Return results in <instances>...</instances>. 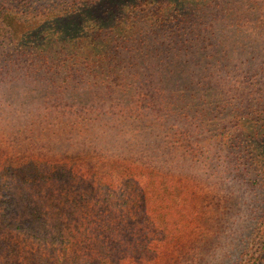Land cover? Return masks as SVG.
<instances>
[{
    "label": "rangeland",
    "instance_id": "1",
    "mask_svg": "<svg viewBox=\"0 0 264 264\" xmlns=\"http://www.w3.org/2000/svg\"><path fill=\"white\" fill-rule=\"evenodd\" d=\"M20 1L42 9L46 0ZM163 4L148 6L133 28L156 41L154 52L144 51L147 40L140 36L138 50L122 49L102 64L72 57L44 70L40 60L13 58L14 47L0 40V67L22 66L10 78L5 74L8 84L0 79V142L6 148L0 164L27 183L44 182L40 203L51 195V208L69 207L65 214L74 222L52 250L25 231L1 230L0 264H264V0H225L227 10L218 8L224 39L211 45L213 59L195 64L193 33L187 29L179 37L155 21L163 19L153 15ZM0 23L13 27L6 16ZM163 50L172 59L165 67L155 54ZM21 59L22 65L15 63ZM176 80L189 88L187 97L206 95L194 110L175 96L179 86L169 84ZM104 84L119 85L112 96L121 102L98 100ZM85 89L91 90L82 94ZM170 97L175 105L163 111ZM213 105L216 116L208 115ZM40 137L42 151L20 146L30 148ZM96 146L107 156L89 150ZM142 149L150 163L178 154L195 171L152 173L133 160ZM84 167L112 173L110 189L82 177ZM173 184L176 190H167ZM62 245L80 247L73 254L77 262L61 258Z\"/></svg>",
    "mask_w": 264,
    "mask_h": 264
},
{
    "label": "trees",
    "instance_id": "2",
    "mask_svg": "<svg viewBox=\"0 0 264 264\" xmlns=\"http://www.w3.org/2000/svg\"><path fill=\"white\" fill-rule=\"evenodd\" d=\"M5 1L8 0H0V15L3 18L6 16L7 19H11L13 27H11L12 29H7V26L4 28L0 23V40H3L1 42L14 47V52L16 53L13 58H26L27 56L34 60L45 62L47 68H44V70L66 63V59L72 57H89L102 64L122 53V49L138 50L133 48L137 42H140V36L145 41L147 40V44L144 45V51L154 52V47H157V45L154 46L156 41L151 39L147 33L142 35L141 32L137 33L133 28L137 27L146 18L148 6L160 3L164 4L154 10L153 15L159 13L163 16V19L157 18L155 19L156 22L160 23L162 20L161 25L171 26V31L179 37L187 29L193 33L192 42L189 44L191 45L190 48L193 47V55H191L193 64L213 59L212 56H215L217 51L211 45L220 42L225 36L222 21L218 16V12L221 9L218 10V8L221 6V8L227 10L229 6L225 7V0H46L42 1L44 7L38 9L36 5L33 6L34 2L30 1L15 0L16 3H14V0H12L13 4L9 6L4 4ZM136 11L139 12V16L131 17L132 12ZM28 12H31L30 15H28ZM223 12L221 11V14ZM104 28L105 35L101 36L100 31ZM185 43L186 41L182 42V44ZM158 44L163 46L162 43ZM163 51V54H155L158 55L159 61L165 67L172 59L169 58L170 55L165 50ZM179 58L182 59V57ZM58 59H61L62 63L56 62ZM23 62L24 59H21V61L15 63L22 65ZM9 65L0 67V79L7 84L10 79L5 82V79H7L5 74H9L10 78L14 74L15 68H22V66L13 67ZM177 75L180 76V70ZM180 82L176 80V82H171L169 85L177 87ZM191 85H193L192 81L187 84L188 87ZM101 87L103 88L100 90V98L98 100L109 101L111 104H116L117 101L121 102L118 97L112 96L113 93L117 92L118 94L121 91L118 89V84H104ZM188 89L183 90L180 85L178 88L179 92L175 96H178L182 104L188 109L194 110L195 106L199 104V96L205 98L206 95L197 96L191 94V98H189L185 93ZM90 90L85 89L81 93L88 94ZM92 92L99 94V92L94 90ZM129 98L131 96H128ZM172 105H175V102L170 97L166 99L161 108L163 111H167ZM215 106L213 105L208 115H217ZM163 111L160 112L163 114ZM165 113L168 114L169 112ZM165 117L169 119L167 115ZM183 119V122L187 123L186 118L183 117ZM32 135L38 136V134ZM247 135L252 137L251 142L255 141L252 134ZM39 140H42V137L34 139L35 143L30 148H27L26 144H20V146L30 152L42 151L46 146L43 142L42 145L45 147L39 145ZM96 147L89 150L97 154L104 153L103 155L108 153L105 148ZM5 149L4 142H0V153L5 151ZM146 152L147 150L142 149V153L136 155L133 160L143 165H148L152 173H163L164 176L172 177L178 175L176 172L188 174L195 171V169L192 171L189 165H184L187 160L183 158L180 160L178 154L172 155L170 159L161 162L150 163L148 157H145L148 156L144 154ZM45 155L51 156L48 152H45ZM89 161L87 160V162ZM86 163L81 165H94V163L89 165H86ZM64 169L65 167H61L60 171ZM84 169L86 173L80 175L91 180L92 185L104 191L110 189V176H113L112 173L103 174L99 170L91 171L89 167H84ZM0 170L2 172L0 174V208L2 209H0V233L2 232L1 230L5 229L18 230V232L25 231L33 239L39 240L38 243L45 249L48 248L49 250L53 249L52 246L55 243H63L69 234V231L66 232L67 228L74 225V222L65 214L69 207H61L57 204L56 208H51V201H49L51 195L46 197L47 201L41 204L40 202L43 199L39 192L42 191L44 182L36 180L37 182L34 181L33 183L31 181V183H27L23 176L11 172L6 163L0 164ZM175 187L177 188L173 184L167 187V190L171 188L176 190ZM65 245H62L63 248H66L64 249L65 256L61 258L75 260L76 258L73 254L80 247L78 245L76 247L70 245L66 247ZM77 260L75 261L77 262ZM62 263L72 264V261L70 263L63 260ZM81 264H88V262L83 260Z\"/></svg>",
    "mask_w": 264,
    "mask_h": 264
}]
</instances>
